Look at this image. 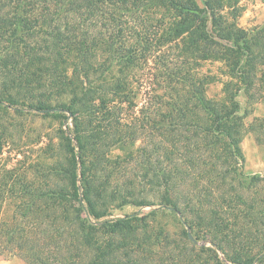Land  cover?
<instances>
[{
    "label": "trees",
    "instance_id": "16d2710c",
    "mask_svg": "<svg viewBox=\"0 0 264 264\" xmlns=\"http://www.w3.org/2000/svg\"><path fill=\"white\" fill-rule=\"evenodd\" d=\"M3 1L0 104L73 119L74 138L56 130L48 171L1 175L0 255L26 264H264V179L245 182L236 168L246 134L264 138V117L247 123L239 101L264 102V26H240L242 0H8L12 11ZM150 61L155 89L143 121L159 142L142 157V185L115 188L99 177L98 143L139 133L119 105L132 103L131 80ZM207 63L221 66L204 73ZM218 83L221 96L211 97ZM134 202L180 215L183 231H150L158 210L108 219ZM186 228L212 247L181 246Z\"/></svg>",
    "mask_w": 264,
    "mask_h": 264
},
{
    "label": "rangeland",
    "instance_id": "374dc122",
    "mask_svg": "<svg viewBox=\"0 0 264 264\" xmlns=\"http://www.w3.org/2000/svg\"><path fill=\"white\" fill-rule=\"evenodd\" d=\"M198 2L200 6H203L201 1ZM3 3H5V11H12V4L8 0H4ZM241 6L243 7V12L239 18V24L242 28L252 31L257 27L264 26V0H242ZM165 51L170 61L169 64L172 67L176 66L177 64H174L171 58L177 54V51L175 49H167ZM155 65L152 61L149 62L150 69L146 65L143 67L141 65L142 68L140 67V70L136 74L134 73L131 80L128 95L131 97L132 103L127 102L119 105V114L122 115L123 121L126 124L136 123L139 133L134 135L129 130L121 135L111 134L107 140L98 143L101 157H104L101 166L103 171H101L99 177H102L101 179L103 180L109 179L114 187L117 185L125 187L132 180H136L139 185H142V157L145 155L146 149H148L147 153L153 151L151 149L159 142V133L143 121L146 100H148L150 95L153 96L155 89V84L150 79L151 73L153 74L156 69ZM220 66V64L207 63L203 66L202 71L204 73L212 71L216 74ZM144 67L145 69L143 70ZM143 71L148 74L147 78L143 77ZM221 87L219 83L212 86L209 90V95L211 97H220ZM239 101L241 102V113L246 116L247 123H251L256 118L264 117V102L262 100L250 103L248 98L241 94ZM155 120L157 121L158 117ZM62 125L66 133L71 138H74L73 119L56 120L44 117L42 114L31 110L28 106L12 107L7 103L0 104V139L2 140L1 144H3V148L0 149V177L4 171L14 169L18 176L26 174L28 180H30V171L33 167L35 168V165L36 167H41L42 171H48L49 163L52 162V159L47 150L52 145L57 147L56 130ZM262 139L263 142L260 144L256 135L249 132L242 142L241 148L245 156V162L239 161L236 168L244 176L245 182H248V179L253 176H260L264 179V138L262 137ZM57 153L58 150L54 152V155H57ZM110 173L113 175L110 176ZM260 189L264 193V181ZM149 201L155 200L151 198ZM158 209L156 206H138L134 202L121 209H112L108 219L118 217L140 218ZM158 211L159 214L157 216L148 219L151 227L150 231H154L156 234L162 233L163 235L169 232L173 235L172 239H174L175 235L183 231L184 225L180 223V215L170 213L168 210H164L163 213L160 210ZM186 230L192 239L190 241L184 239L180 244L181 246L193 248L192 242H194L198 247H212L210 242L196 239L189 228H186ZM180 245L179 243L177 245L173 244V247H178V250H181ZM220 258L226 262L222 254H220ZM0 264L26 263L17 253L6 251L0 255Z\"/></svg>",
    "mask_w": 264,
    "mask_h": 264
},
{
    "label": "water",
    "instance_id": "95a60500",
    "mask_svg": "<svg viewBox=\"0 0 264 264\" xmlns=\"http://www.w3.org/2000/svg\"><path fill=\"white\" fill-rule=\"evenodd\" d=\"M190 238L192 239V237L190 236Z\"/></svg>",
    "mask_w": 264,
    "mask_h": 264
}]
</instances>
